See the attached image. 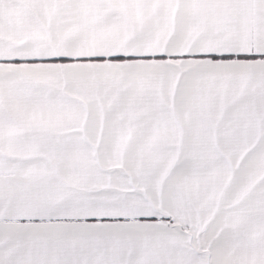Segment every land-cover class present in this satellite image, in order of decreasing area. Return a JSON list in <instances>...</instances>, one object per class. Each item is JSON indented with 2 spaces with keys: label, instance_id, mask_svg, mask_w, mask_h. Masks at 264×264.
Segmentation results:
<instances>
[{
  "label": "snow or ice",
  "instance_id": "1",
  "mask_svg": "<svg viewBox=\"0 0 264 264\" xmlns=\"http://www.w3.org/2000/svg\"><path fill=\"white\" fill-rule=\"evenodd\" d=\"M0 264H264V0H0Z\"/></svg>",
  "mask_w": 264,
  "mask_h": 264
}]
</instances>
